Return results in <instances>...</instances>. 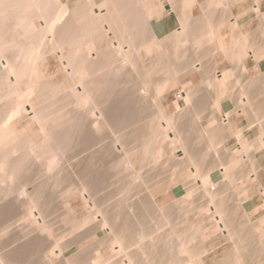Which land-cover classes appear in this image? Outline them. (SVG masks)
I'll return each instance as SVG.
<instances>
[{
    "label": "bare ground",
    "instance_id": "bare-ground-1",
    "mask_svg": "<svg viewBox=\"0 0 264 264\" xmlns=\"http://www.w3.org/2000/svg\"><path fill=\"white\" fill-rule=\"evenodd\" d=\"M141 1L142 0H101V3L98 4L97 0H66V3H63L62 0H0V264H199V257H201V255L206 252L203 243L207 241L210 243L216 242L218 239H220L221 236H224L223 232L227 233L228 238L233 241L232 248L234 250V255L237 254L235 256L233 255L234 258L233 260L231 259L232 261L230 260V264H264V261L261 263V260L264 259V217L257 219L253 216L251 218L255 220L257 224V232H254L253 227L251 226L249 229L246 228L248 227V223L250 221L245 219L248 218L249 213H251L252 209L255 208V206L249 201V199H246V202L244 201L245 205L243 203L242 205L241 203H239L242 201V199H239V196L238 201H240H234L235 203L233 202L235 209H238V207L236 208L237 205H235L238 203L239 210L244 208H242V206H245L244 209L247 210L245 211L243 209L245 213H241L242 215H239L241 216L240 219L239 217L238 219H235L232 212L233 210H230L231 207H234L232 205L233 200L230 199L231 196H228L229 199L227 197V194L231 195L232 192L234 193L236 191V187H238V185L241 186L240 188H242V186L245 184L244 186L246 187V185H248V182L246 180L247 178L253 177L252 180L255 179V172L258 171L259 166L257 164V160L254 157L249 158V153H253V151L259 152L260 149L264 148V133L262 132L264 130H261V127L259 126L260 128L256 129L253 135L248 134L247 136H245L244 131L246 133L249 131L248 126H245L246 128H243L241 126L238 127L237 125L235 126L234 124H232L231 120L226 117L230 114L222 116L223 124L221 123V125L223 126H216L217 128L212 130L209 128V131H205L206 134L202 132L203 129L200 125L201 132L203 133L202 134L200 132L201 136L203 135V138L207 140L208 143L206 147L208 148H213V150H215L219 142L223 141V137L225 136V134L230 135V137L234 136L238 138L239 141V148L236 151L232 152L229 146L225 144L226 141L224 140L223 145H225L224 151L226 152H224V154L226 155L228 153L229 155L227 154V156L229 158L225 159L226 163L223 162L222 164V162H220L222 164V170L220 168L218 169L220 172L216 170V166H213L212 168L210 166V168L213 169L212 171L208 168V173L201 174V169L200 171L198 169L200 168V165H198L199 167L196 165L198 163V160H196L195 157L193 159L190 155L191 153L187 151V149H185V151L183 144L179 142V140H181L179 139L180 135H178L179 137L177 141L176 133L175 136H172V134L174 133H171V131L173 132V130L171 129H174V126L172 125L173 123L171 120H173L174 118L171 119L168 113L165 114L166 110L162 108L159 109V102L163 100L167 106L171 105V107H173L174 105L177 110H182L183 112L186 109V106L188 107L187 104H189L188 102L191 96L192 98H194V96H200H193L190 92L185 91L184 88L179 87L181 91L180 96H178L177 93L175 94L173 92H169L167 95L164 94L165 96L161 97L160 94L158 95L157 90L154 89V92H152L153 95L156 94L158 95L156 97L159 98H157V100L153 99L154 96H152L153 98H148L149 96L147 89L151 90V85L145 87L148 84L145 83L146 85H143V81H140V83L142 84L138 85V87L136 86L138 83H135V81H137L138 79H144L146 81L145 76L147 75V71L145 72L141 69L145 72V78L141 76L142 79L139 77L141 74L143 75V73H141V70H136L141 73L139 76H137L138 72H134L136 75L132 74L133 71H135V67L137 68L138 66L143 68L144 66H147L145 63L149 61V66L154 68L159 64L158 61L162 60V58L164 59L165 57L169 60L167 61L168 65L170 64L169 66L171 67V65L173 64L172 66H174V63H176L177 61L181 62L182 60H184L182 58L186 55L187 52L183 56L181 55V49H183L184 45L187 43L189 45L191 44L190 46L195 48L194 50L196 51V53L198 52L196 48H200L198 49V54H200L201 47L203 50L204 48L207 49V47H205L206 45H208L207 43L211 45L212 38H215V36H211V34L214 35L213 32L216 29V25H211L212 21L214 20L209 21L210 19H205V13H202L204 16L202 15L201 17V12L205 10L204 8H211L216 11L219 8L220 10H224L227 6V2L226 0H209L211 1L210 3H203L204 6L201 4V7L196 0H181L184 11L182 14L180 13V16L175 15L173 17L178 31L174 33L175 43H172V50L169 49L171 52L169 54L168 52H166L167 50L163 51L162 48L164 44H166L167 41H169V39L171 38L168 39V37H166L164 40L162 39V41H160L156 36L151 34L149 23L153 17V14L149 15V13L147 14L143 11V7L140 6ZM164 1L169 2V0H163V2ZM215 7H217L218 9H215ZM228 8L229 7H227V9H225L224 11L228 10ZM195 9H198L200 11V15L198 16L204 19V24L209 30L207 31L205 27V31L207 32H197L196 30L195 32L190 33L192 35L188 37L189 34L187 35L186 33H188L189 30L192 31V28L189 27V21L192 20L191 18H193V16H196L194 14L196 12ZM168 10L170 11V14L172 13L173 15V11L171 10V8H168L167 11ZM208 11L210 12V10ZM210 13L214 15L217 12L215 13L211 10ZM225 15L226 14H224V16ZM202 21H200L201 24ZM193 22L192 25H194ZM220 24L221 23L217 25ZM194 26L198 27L196 25ZM102 27L105 30V35L103 36L102 34L100 36H97V33L100 32ZM188 27L190 28L189 30ZM201 28L203 27H200L199 25V29ZM211 29H213V32L211 31ZM108 34H113V38L115 40L113 43H115V45L111 44L110 46L106 45L101 47L103 40H105L104 38H106ZM96 36L97 39L101 42V45L96 44ZM247 39L252 42V39H250L249 36L248 38H246V41ZM236 40H238V38ZM242 40L244 41V38ZM238 43L237 45H239ZM249 44L250 43L248 42V45ZM237 45L235 47H237ZM249 46V56L252 59L255 56L258 57V55L252 54L250 48L253 46H251L250 48ZM193 48L190 49L192 50ZM153 49H159L160 52H156V54L154 55ZM236 49L233 48L232 52H234V50ZM242 49H244V47ZM242 49H237L236 52H238L239 50L240 53ZM253 49V52L256 51L259 54L257 50L261 48H257V50H255L254 46ZM191 50L187 51L191 53L195 52ZM259 51L262 55L263 50ZM227 53L229 54L230 51ZM149 54H151L152 56ZM198 54H195V56L194 54H192L193 58H196V56H201ZM234 54H236V57L239 56L238 53ZM234 54L229 55H231L232 57ZM53 55H56L57 59L60 61L61 68L67 74V79L64 83L59 84L58 81L53 80L55 76L54 73L48 72V69L50 67L48 62H50ZM209 55L211 54L209 53ZM181 56L183 57L181 58ZM190 57L188 58L189 60ZM257 57L256 60L258 62ZM260 57L261 58H259V60L262 59V56ZM233 58L234 57H232V59ZM198 61H200V59ZM191 64L189 65L192 68L194 67L196 72L205 75V68L203 67V65L197 63L193 64L192 66ZM240 64L242 65V60ZM184 67L187 66L183 64L182 68ZM155 68H157V66ZM145 69L148 70L147 67H145ZM176 69L177 68L175 66V69L172 70ZM177 71L178 70H176V72ZM231 72H233L232 74L235 73L233 70ZM217 74V78L212 79L216 80L213 81L215 83H213L212 80H209L210 76L208 77L209 79L206 77L205 79L207 80L202 82H204L203 84H205L208 90L212 89V91L216 90L217 92H220L219 95L216 91H213L215 92V94L217 93L216 96H220H217L218 98H221L223 90L220 82L230 74L229 72H223V74H219L217 72ZM131 75L132 77L136 76L137 78L134 77L136 80L132 78ZM261 75L262 73L260 72V77ZM125 76L126 79H128V82L126 81V83L129 84V80L132 78V81H134L133 83H135L136 85L132 83L135 86H125ZM233 76L234 75H232V77ZM263 77L264 76L262 75V78ZM258 79L257 81H259ZM122 81L125 85L122 83ZM152 81H154V79ZM257 81L254 80V87H257V84L259 83ZM120 82L124 85L121 88L119 86L121 85ZM155 82L156 81H154V83ZM251 82L250 85H247L245 86L246 88H243L248 90L249 87L252 86ZM262 84H260V86ZM229 86H232V84L230 83ZM140 87L142 89H140ZM126 88L130 89L131 91L126 90ZM235 88L236 87H234V89ZM252 88L253 86L251 87V89ZM260 88L258 91L259 93L257 94L262 93L263 89L260 91ZM116 90L117 93L115 95L117 97L119 95L118 91L122 94L120 95L123 97V95H125L124 90H126L129 91V94L132 92L133 94L135 93L137 97H139L138 94L141 96L143 95V98L145 96L149 100H147V103L151 101V98L155 101L159 100L158 102H156V105L159 104V110H155L157 111L155 119L156 122L158 120V124H156L158 125V127L153 126V122L150 123L146 129L142 127L146 131V133L144 132V130H141L143 134L145 133L143 138L145 137L146 140L148 139L147 141L144 140V144H142V146L145 147V149L143 148L144 154L142 155H145V153L149 154L150 152L151 154L155 152V155L161 154V150L159 148L160 146L158 147L154 144L158 140V138L161 137L162 131L164 133V138L170 141L169 143L172 142V145L173 143H179L177 144V148L180 147L183 150H178L177 148H175L177 149L175 150L176 153L181 152L178 161L185 162V166L183 165V169L189 170L188 172H190L191 180L193 179L192 181L197 182L199 190L200 188L203 189L202 193H198V197H200L201 195V197L203 196L205 198V201L204 198L203 201L206 202V204L201 206V208H203L201 209V213L205 215L206 220L208 219L207 221L201 220L199 223L197 222L188 229L186 227L182 228V232L180 234H175L171 222L175 221L179 217H175L176 219L172 220L170 211L165 208L164 209L167 211H165L163 208H160L157 201L151 198V195L147 191L149 189L144 190L145 188L143 189L142 187L144 192L132 191V185L134 184L135 187V183L137 182L133 180L135 181V183L131 184L132 180L129 182L127 177L133 178L138 175L134 176L133 172L131 173L133 174V177H130L131 174H128V172L133 170L132 163L130 162V164L127 161L128 163L125 162L127 163L126 166V164L124 165V161L127 157H125V159H123V156V158L121 159L119 157L121 151H124V149H121L124 147H122V145L124 144V136L122 137V140L121 138H119L120 141H122V145L118 143L121 145V150L119 149L118 151L116 142H120L118 137L121 136L116 137V139L109 138L112 134V131L111 133H109L110 131L104 129L108 126H114L116 124L118 125L119 122L123 123L122 121L124 119L127 121L130 117H132L129 114H134L132 113L133 110L131 112L130 110L129 112H127L128 110H124V112H127H125L126 115L128 114L129 116H124L125 118L122 116L123 119H121L122 117L118 116L119 114L116 109H119L120 106L117 107L115 105V108L114 105L112 106L115 101H117L115 102L116 104L120 103H118L117 99L114 100L112 98L113 96H115L113 93ZM253 90L254 89H252V92H254L256 89L254 91ZM126 91L125 93L127 95L128 93ZM239 91L242 92V90ZM243 92L246 96L247 92H245V90ZM107 93L108 95L109 93H112L110 95V98L113 99V101H110L109 96L107 97L109 99V101H107L110 103L112 102V104L111 106H109L111 107L109 111H107L108 109L104 107L107 109H104L106 111H104V113L102 109L103 106L102 108H100L101 106L99 105L103 104V102L105 103L106 98L103 102L101 99H103V95H107ZM254 93L256 94V91ZM120 95L118 98L121 97ZM130 96L128 98H130ZM239 96L241 98H237L239 99V108L236 109V116H245L246 113L249 115L247 111L249 108H251L250 106L253 98H251V96L249 98L248 95V97H243L241 96V94ZM254 96L259 95L253 94L252 97ZM173 97L175 98L174 100H176L174 103V100H171L173 99ZM217 97L215 98L216 100ZM259 97H261V95ZM259 97H257V102ZM143 98L142 100L144 101L145 98ZM133 99L134 98L132 97V103ZM135 99L137 98L135 97ZM254 99L256 100V98ZM142 100H140V102ZM255 100H253V102ZM108 102H106V104ZM140 102L139 100H136L135 103L139 106L141 104V109L150 107L146 106V108H143L146 101L143 102V105L142 102ZM135 103L134 106L136 105ZM151 103V105L153 106V103L155 102L152 101ZM193 103V106H195L192 107L189 104V108L192 107L196 109L194 114L198 113V111H201L200 108H202V104H198V100ZM106 104L103 105L106 106ZM257 104H255V106H257ZM152 108L157 109V107ZM136 110H134V112ZM148 111L151 112V110ZM233 111H231L230 113H232ZM185 112L187 111L185 110ZM208 112L210 113V111ZM259 112H257L258 116L256 117V119L254 118V116L252 117L254 111L253 113L251 112V118H254L253 120H257L259 118L260 121L262 120V117L264 119V115L262 116L260 114L261 112ZM190 113L188 112L187 116L190 115ZM145 114L146 113L144 112V115ZM133 117L136 118V114ZM140 117L141 116H138L137 118L140 119ZM147 117L150 118L151 116L147 115ZM179 118L181 117L179 116ZM248 118L250 119V121L252 120L250 117ZM149 120L153 121L152 118H150ZM133 121L137 122V119ZM177 122H175V124ZM185 122L188 123L186 120ZM252 122L254 121H251L250 123ZM132 123L135 124V122ZM250 123H248V125ZM138 124L136 125L138 126ZM140 124H142L141 121ZM117 125L115 126V129H117ZM126 126L127 125H125V127ZM34 128L35 130H32ZM198 129L200 130V128ZM105 130L108 133H104ZM182 130L181 132H183ZM107 135H109V139L107 138ZM187 135L189 136V134ZM127 136L129 137V135ZM185 136L186 133L184 137ZM191 136L193 135H190L188 138H190ZM241 136L243 137V139H241ZM103 137L107 139H104ZM140 137L142 138V135ZM78 138L85 141V144L82 141L80 142L81 145H79V147L81 150L75 149L78 145L77 143L79 142L76 141V143H74V141H72L76 146L74 148V145L72 146V142L70 141L77 140ZM241 140H243V142H241L242 144L240 146ZM152 142L153 144H151ZM82 143L84 145H82ZM200 143L198 144L201 145ZM114 144L115 146H113ZM153 145L157 147V149L154 147L156 149L155 151H151ZM71 147L75 149V153L73 152L74 149H72ZM137 147L138 145L136 146V148ZM70 150H73L71 154H69ZM76 150L78 151L76 152ZM66 151L69 152L67 153ZM130 152H133V150H131ZM185 152H188L190 156ZM209 152L207 149V156L211 154H208ZM123 153L127 154L128 151ZM230 153H233L231 157ZM220 154L221 153H219V155ZM216 155L218 156V152ZM202 157L205 158L206 156ZM222 157L221 159L225 158ZM221 159L219 161H222ZM211 160L213 159L211 158ZM243 162L246 165L248 162V171L247 174H245L246 172L244 171L247 169L246 167V169L242 171L244 173L240 171L239 176V173H235V169H241L240 167L244 165ZM217 163L215 165H217ZM181 164H183V162L180 163V166ZM219 166L220 164L218 165V167ZM244 166L242 168H244ZM154 167H156V165ZM111 168L115 169L116 173H119L114 174L113 171L110 170ZM152 170H154V168ZM169 170L170 169H168V171ZM223 171H225L226 174ZM221 173H224L225 175L223 174L224 176H221ZM140 174L141 173H139V178L141 179ZM243 174L244 176L246 175V179L242 178ZM121 175L123 177H121ZM145 175L148 174L145 173ZM119 178L121 182L126 180L128 181V183H121L125 184L124 187H127V189L124 190V188L121 187L123 185L120 184L121 188L118 189L116 187L117 190H114V186L119 187V185H116V181H118ZM221 178L222 181L224 180L223 182L225 186L224 184L223 186L225 188L226 186H228V189H225L227 192L229 191L228 193L225 192V190L222 191L224 188H222V190H215V187L221 182ZM135 179L137 178L135 177ZM192 181H190V183ZM195 182L191 184L194 186ZM249 184L251 185V183ZM186 185L188 186V184ZM186 185L184 186L186 187ZM192 185L190 186L192 187ZM50 187H55V189L53 190ZM144 187L146 186L144 185ZM151 187H153V185ZM249 187H246L245 191L250 192L251 190ZM49 188L51 190H49ZM195 189L196 193L200 192L197 191L198 187H196ZM240 190L241 189H238V192ZM133 192H137L138 194L143 193L142 195L147 198L146 202H143L145 198H143L142 195L141 197L135 195ZM189 192L190 191H185V197H188V194L192 196V190L190 193ZM244 192L241 191V193ZM261 193L263 195L264 190H262ZM193 196L195 197V195ZM234 196L237 197V194L235 193ZM185 197H182V200ZM77 198H81L84 205H72V203H74L73 201ZM148 199L149 201L151 200L149 205V202L147 203ZM185 200H183L182 202L184 203ZM230 201L231 207H228L230 206ZM194 202L192 203L193 205ZM186 204L190 203L188 202ZM186 204L180 205L182 206V208L184 206H189ZM197 204L200 205L201 202L197 203L196 201V205ZM190 206L193 207L191 204ZM262 206L264 207V202ZM73 207L76 208L73 209ZM227 207L230 209H228ZM65 208H68L71 211H66ZM186 209L189 210L188 207H186ZM182 210L185 211L184 208ZM189 211L186 210L185 213ZM180 213L183 214L182 211H180ZM234 213L237 212L234 211ZM173 223H176V221ZM164 226H169L168 229L170 231L166 228L168 230H166V234H163L162 232L160 234H157ZM163 229L165 230V228ZM246 229L249 233H254V235L251 234L252 236L249 235L252 237V240L249 239L252 242L249 241L248 244L251 248V251L247 250L248 253L250 252V254H248V261L246 257L247 253L246 255L243 254L248 245L245 246V242L243 243L242 239L243 236H246L244 235ZM197 237L199 238L196 239ZM245 238H247L245 239L247 242L248 236ZM254 240H256V242H254ZM203 256L206 255L204 254L202 255V257ZM229 256L231 257V255ZM228 258H226L225 260H229ZM243 258L246 260H244Z\"/></svg>",
    "mask_w": 264,
    "mask_h": 264
},
{
    "label": "rangeland",
    "instance_id": "rangeland-1",
    "mask_svg": "<svg viewBox=\"0 0 264 264\" xmlns=\"http://www.w3.org/2000/svg\"><path fill=\"white\" fill-rule=\"evenodd\" d=\"M183 1V0H182ZM182 1L181 0H169V2L168 1H164L163 2V0L161 1V0H142L141 1V3H140V6L141 7H143V11L145 12V13H149V15H152L153 17H152V19L150 20V23H149V27H150V31H151V34H153L154 36H156L157 37V39L158 40H160V41H162V39L164 40L166 37H168V39L169 38H171V39H169V41H167V43L166 44H164V46H163V48H162V50L163 51H166V52H168L169 54L171 53L170 52V50L169 49H171L172 50V48H171V45H172V43L174 44L175 43V38H174V33L176 32V31H178V29H177V25H176V23H175V21H174V19H173V17L176 15H178V16H180L182 13H183V4H182ZM257 1V2H256ZM62 2L63 3H66V0H62ZM172 2V3H171ZM207 2H211V1H209V0H197V3L201 6V4L204 6V4L205 3H207ZM226 2H227V6H226V8L225 9H227V7H229L228 8V10H226V11H224L223 9H221L220 10V8L218 9L217 7H215V9L217 8L218 10L216 11V10H214V9H211L210 7V9H207V8H204L205 10H203V12H201V17H202V13H205L206 15L204 16L205 17V19H210L209 21H212V20H214V21H212V26H214V25H216V29H215V31L213 32V29L215 28H213V29H211V31L213 32V34L214 35H212L211 34V36H215V38L213 37H211L212 38V43H211V45H213V46H211L209 43H207L208 45H206L205 47H207V49L209 50H207L206 48H204V46H203V48H204V50L202 49V47H201V51H200V54H198V52H199V50L198 49H200V48H196V50L198 51L197 53H196V51L194 50L195 48H193L192 46H190L188 43L187 44H185L184 45V48L183 49H181V55H183L184 56V54L186 53V55L183 57V56H181V58L182 59H184V60H182L181 62L180 61H177L176 63H174V66H172L171 65V67L168 65V62L167 61H169L166 57L163 59L162 58V60H159L158 62H159V64L158 65H156L157 66V68H152L151 66H149V64H150V62L149 61H147V63H145L147 66H144L143 68H141V67H138L137 66V68H140V69H137L136 67H135V71H133V75L135 74L134 72H138L139 70H144L145 72H146V76H145V72L144 71H142L141 73H143V75L140 73V72H138L137 73V76H139L140 74V78H141V76H143V78H145L146 77V81H148V82H146L144 79L143 80H140V79H138L137 81H135V83H138L137 85L135 84V83H133L134 81H132V78H134V77H136V76H133L132 77V75H131V79L129 80V84L128 83H126V81L128 80V79H126V76L124 77V79H125V84H124V82L122 81V83L125 85V86H130V87H132V86H138V85H141L142 83H143V85H146V84H148V85H146L145 87H147V86H150L151 85V90H148L147 89V92H148V98H150V97H152V96H154V98L153 99H156L157 100V98H159V97H156V96H158L159 94L161 95V97H163V96H165V95H167L169 92H173V93H177L178 94V96H180V94H181V91H180V89H179V87L180 88H184V90L185 91H188V92H190L191 93V95H197V96H200V97H196V96H194V98H192V96L190 97V100H189V104L192 106V107H194L193 106V102H196L197 100H198V104H202V109H201V111H198V113H195L194 114V112H195V110L196 109H194V108H192L191 106V108H189V104H187L188 105V107L186 106V111L187 112H185V110L182 112V110L180 111V110H177L176 109V107L173 105V107H171V105L170 106H167L166 105V103L163 101V100H161V102H159V109H164V110H166L165 111V114L166 113H168V115L170 116V118L171 119H173L174 120V122H173V120H171L172 121V125L174 126H171V127H173L174 129H171V130H173V132L171 131V133H174V134H172V136H175V133H176V135H177V137H176V141H177V139H178V135H180V137H179V139H181V140H179V142L180 143H182L183 144V146H184V150L185 149H187V151H189L191 154V156H192V158L194 159V157H195V159L196 160H198L197 162V166L198 165H200V168H198L199 169V171H200V169H201V171L203 172H200L201 174H205V173H208V171L209 170H213V169H211L213 166H216V170L217 171H219L218 169L220 168L221 170H222V164H223V162H225L226 163V161H225V159H227V158H229L228 156H227V154L225 155L224 154V150H225V145H223L224 144V140L226 141V145H228L229 146V148H230V150L233 152V151H236L238 148H239V142H238V140L236 139V138H234L233 136H231L230 137V135H228V134H225V136L223 137V141H221V142H219V144L217 145V147L216 146H214V147H216L215 148V150H213V148H208V147H206L207 146V140L205 139V138H203L204 136L202 135L201 136V133L202 132H204V134H206L205 133V131L206 130H212V129H215V128H217L216 126H220L221 125V123L223 122L222 121V116L223 115H226V114H230L229 116L227 115L226 117H228L229 118V120H231V122H232V124H234L235 126L237 125L238 127H240V126H248V129H249V131L246 133L245 131H244V134H245V136H247L248 134L249 135H253L254 134V131H256V129H259L260 127H261V130H264V119H263V117H262V120L260 121L259 120V118L257 119V120H253L254 118L256 119V117L258 116L257 115V112H259L260 110V114L263 116L264 115V94H263V92H264V83H263V81H264V77L262 78V75L264 76V0H226ZM97 3L98 4H100L101 3V0H97ZM181 3V4H180ZM204 3V4H203ZM208 3V4H209ZM207 4V5H208ZM140 6H139V8H140ZM206 6V5H205ZM152 7V8H151ZM155 7V8H154ZM202 7V6H201ZM208 7V6H207ZM259 9H258V8ZM150 8V9H149ZM168 8H171V10L173 11V15H172V13L170 14V11L168 10L167 11V9ZM203 9V8H202ZM149 10V11H148ZM208 10H210V12H211V10H212V12H217L216 14H212V13H210ZM223 10V11H222ZM255 10H259V11H255ZM195 15L196 16H193V18H191L192 20H190L189 21V27L190 28H192V31L191 30H189L190 28L188 27V30L189 31H191V32H189L188 30V33H186L187 35H188V37L190 36V35H192V34H190V33H192V32H195L196 30H197V32H207L209 29L205 26V24H204V19L203 18H201L200 16H198V15H200V11L198 10V9H195ZM207 13H206V12ZM222 13H221V12ZM226 12V13H225ZM259 12V13H258ZM260 12H261V14H260ZM181 13V14H180ZM210 13V14H209ZM226 14L225 16H224V14ZM229 13V14H228ZM209 16H208V15ZM263 14V15H262ZM210 15H211V17H210ZM214 16V18H213V16ZM215 15H216V17H215ZM224 16V17H223ZM229 17V18H227V17ZM150 17V16H149ZM200 17V18H199ZM209 17V18H208ZM197 18V19H196ZM226 18H227V20H226ZM194 19H196V20H194ZM200 19H202V20H200ZM223 19H225V20H223ZM229 19H231V20H229ZM193 20H194V22H193ZM202 21V24L200 23V21ZM223 20V21H222ZM236 21V22H235ZM192 22L194 23V25H196V26H198V27H195L194 25H192ZM199 22V23H198ZM234 22V23H233ZM238 22V23H237ZM239 22H240V24H239ZM211 23V22H210ZM219 24V23H221L220 25H217V24ZM233 23V24H232ZM235 23H237V24H235ZM190 24H191V26H190ZM232 24V25H231ZM239 24V25H238ZM199 25H200V27L202 26L203 28H201L202 29V31H201V29H199ZM204 25V26H203ZM193 26H194V28H193ZM233 28H232V27ZM236 26V27H235ZM262 26V27H261ZM205 27H206V30L207 31H205ZM168 28V29H167ZM232 28V29H231ZM237 28V29H236ZM260 28V29H259ZM171 29V30H170ZM204 29V30H203ZM263 29V30H262ZM103 30V31H102ZM199 30V31H198ZM104 32H105V30H104V28L102 27L101 28V30H100V32L99 33H97V36H100V35H102L103 34V36L105 35L104 34ZM263 32V33H262ZM97 36H96V44L97 45H101V42L97 39ZM170 36V37H169ZM242 36V37H241ZM248 36H249V38L250 39H252V42L249 40V39H247V41H246V38H248ZM238 38V40H236ZM240 38H244V41L242 40V39H240ZM105 40H103V42H102V45H101V47H103V46H106V45H108V46H110L111 44H114L115 45V43H113L115 40H114V38H113V34H108L107 36H106V38H104ZM236 40V41H235ZM240 40H242V41H240ZM249 40V41H248ZM238 41H239V43H238ZM239 44V45H237V43ZM247 44H245V43ZM248 42L250 43L249 45H248ZM258 42V43H257ZM169 43V44H168ZM253 43V44H252ZM233 44H235V45H233ZM252 44V45H251ZM256 44V45H255ZM168 47H167V46ZM189 45V46H188ZM216 45V46H215ZM237 45V47H235ZM241 45V46H240ZM188 48H186V47ZM248 46H249V48L251 47V46H253V47H251L250 49H251V51H252V54H254V55H258V57L257 56H255L253 59L249 56L250 54L248 53V51H249V49H248ZM254 46H255V50H257V48H261V49H259V50H263L262 52V55H261V52L259 51V50H257L258 52H259V54L256 52V51H254L253 52V48H254ZM212 47V48H211ZM216 47V48H215ZM219 48V50H218V48ZM239 47V48H238ZM244 47V49H242ZM166 48V49H165ZM190 48H193L192 50L193 51H195L194 53L192 52H188V51H190L191 49ZM210 48V49H209ZM223 48H226V49H223ZM230 48H232V49H230ZM233 48L234 49H242L241 51H240V53H239V50H238V52H236L237 51V49L236 50H234V52H232V50H233ZM124 49H126V48H124ZM213 49V50H212ZM223 49V50H222ZM229 49V50H228ZM253 49V50H252ZM152 50V49H151ZM154 50V49H153ZM161 50V51H162ZM182 50H183V52H182ZM188 50V51H187ZM191 50V51H192ZM215 50H217V51H215ZM247 50V51H246ZM162 51V52H163ZM203 51V52H202ZM207 51L208 52V54H207V52L205 53V52ZM230 51V53L229 54H234V53H238L239 54V58L238 57H236V54H234L232 57H234L233 59H232V57H231V55H229L227 52H229ZM150 52H152V51H150ZM156 52H160L159 51V49L158 50H154L153 51V53H154V55L156 54ZM183 53V54H182ZM209 53L211 54V55H209ZM152 54V53H151ZM151 54H149V55H151ZM191 54V55H190ZM192 54H194V56H195V54H198V55H201V56H196V58L194 57L193 58V55ZM206 55V57H205V55ZM152 56V55H151ZM191 56V57H190ZM248 56V57H247ZM260 56H262V59H260L259 60V58H261ZM190 57V60L188 59ZM202 57V58H201ZM208 57V58H207ZM236 57V58H235ZM241 57V58H240ZM244 57V58H243ZM256 57H257V59H258V62H257V60H256ZM180 58V59H181ZM200 59V61H198L199 59ZM206 58V59H205ZM203 59V60H202ZM205 59V60H204ZM227 60V61H226ZM241 60H242V65L240 64L241 63ZM195 61V62H194ZM210 61V62H209ZM194 62V63H193ZM240 62V63H239ZM257 62V63H256ZM167 63V64H166ZM192 63V64H191ZM197 63H199V64H201V65H203V67L205 68L204 69V74L205 75H203V74H201V73H199V72H196L195 71V69H194V67L192 68L189 64H191L192 66H193V64H197ZM206 63H208V64H206ZM248 63H249V66H247L248 65ZM48 64L50 65V67H49V69H48V72H50V73H54V78H53V80H56V81H58V83L59 84H61V83H64L65 81H66V79H67V74L64 72V70L61 68V64H60V61L57 59V57H56V55L54 56H52V59L50 60V62H48ZM154 64V63H153ZM178 64V65H177ZM181 64V65H180ZM183 64H185V66H187V67H184V68H182V66H183ZM211 64V65H210ZM169 67H168V66ZM209 65V66H208ZM175 66H176V70H178L177 72H176V70H172V69H175ZM189 66H190V68H189ZM195 66V65H194ZM241 66V67H240ZM244 66V67H243ZM258 66V67H257ZM145 67H147V69L148 70H146L145 69ZM174 67V68H173ZM179 67V68H178ZM236 67V68H235ZM181 68H182V70H181ZM187 68V69H186ZM211 68V69H210ZM239 69V71H238V69ZM153 69V70H152ZM236 73H234V74H232L233 72H231L232 70ZM136 70H138V71H136ZM152 70V71H151ZM155 70H158V71H155ZM179 70H180V72H179ZM206 70V71H205ZM208 70V71H207ZM245 70V71H244ZM260 70V71H259ZM151 71V72H150ZM155 71V72H154ZM176 73H175V72ZM241 71V72H240ZM158 72V73H157ZM211 72V73H210ZM215 72V73H214ZM217 72L220 74H223V72L224 73H226V72H229V74L231 75H227L226 77H225V79L224 80H221V82H220V85H221V87H222V93L223 94H221L222 96H221V98H218L217 96H219L220 95V92H217L216 90H213V91H216L219 95H217L216 96V94H215V92H213L212 91V89L211 90H208L207 88H206V86H205V84H203L204 82H202V81H206L207 79H205L206 77L208 78L209 76H210V81L212 80V79H216L217 77L216 76H218V74H217ZM238 72V73H237ZM240 72V73H239ZM260 72L262 73V75H261V77H260ZM213 73V74H212ZM238 74V75H237ZM136 75V74H135ZM157 75V76H156ZM214 75V76H213ZM232 75H234L235 76V79H234V76L232 77ZM145 76V77H144ZM174 76H176V77H174ZM258 76V77H257ZM150 77V78H149ZM153 77V78H152ZM171 77V78H170ZM173 77V78H172ZM137 78V77H136ZM149 78V79H148ZM233 78V79H232ZM256 78V79H255ZM258 78H260V79H258ZM123 79V80H124ZM135 79V78H134ZM142 79V78H141ZM148 79V80H147ZM154 79V81H156L155 83H154V81H152ZM232 79V80H231ZM257 79L259 80V81H257ZM262 79V80H261ZM136 80V79H135ZM166 80V81H165ZM236 80V81H235ZM239 80V81H238ZM254 80L255 81H257V82H262V83H260V84H262L261 86H260V84L258 83L257 84V82H256V84H257V87L255 88L254 87ZM140 81L142 82V83H140ZM152 81V82H151ZM164 81V82H163ZM213 81H216V80H212V82ZM234 81V82H233ZM238 81V82H237ZM252 81V82H251ZM128 82V81H127ZM131 82V83H130ZM150 82V83H149ZM250 82H251V84H252V86H253V88L252 89H256L255 91H256V94L254 93V92H252V89H251V87L252 86H250L249 87V89L251 90H246V89H244L243 87H245V86H247V85H250ZM121 83V82H120ZM119 83V84H120ZM121 83V85H119L120 86V88L122 87V86H124L123 84ZM135 84V85H133V84ZM146 83V84H145ZM161 83V84H160ZM213 83H215V82H213ZM228 83V84H227ZM232 84V86H229V84ZM132 84V85H131ZM233 84H235V85H233ZM226 85V86H225ZM227 85H228V88H227ZM240 85V86H239ZM259 85V86H258ZM118 86V87H119ZM182 86V87H181ZM203 86V87H202ZM117 87V88H118ZM139 87V86H138ZM141 87H143V86H141ZM140 87V89H142ZM226 87V88H225ZM234 87H236L235 89H234ZM261 87V88H260ZM149 88V87H148ZM153 88V89H152ZM189 88V89H188ZM213 88V87H212ZM229 88H231V89H229ZM245 90V92H247V94H246V96L244 95L245 93L243 92L244 90ZM246 88V87H245ZM248 88V87H247ZM258 88V89H257ZM259 88H260V91L263 89V91H262V93H260V94H257V93H259L258 91H259ZM154 89L155 90H157V92H158V95H153V93L152 92H154ZM214 89V88H213ZM126 90H130V89H128V88H126ZM126 90H124V94L125 95H123V97L121 96L122 94L118 91V94L122 97V99H121V97L120 98H118L119 97V95H118V97L115 95L116 93H117V90L116 91H114V95L115 96H111L114 100L115 99H117L118 100V103L119 104H116L115 102H117V101H115L114 102V104H112V102L110 103V102H108L109 101V99H110V101L112 100L113 101V99H111L110 98V95L112 94V93H109V95H108V93H107V95H106V97H105V95H103L104 96V98L103 99H101L102 100V102L105 100V98H106V100H105V103L103 102V104H106V102H108L107 104H106V106H104L103 104H100L99 106H101L100 108H102V106H103V112L105 111L104 109H106L107 111H109L110 109H111V107H109V106H111V104H112V106L114 105V108L117 106V107H119V109H120V111H119V109H116L117 111H118V116H120V117H124V116H132V117H130L127 121L124 119L122 122L123 123H120L119 122V124L117 125L118 127H117V129H115L116 127V125H112V126H108L107 128H104V129H106V130H108V131H110L109 133H111V131H112V134L110 135V137H109V135H107V138L109 137V138H115L116 139V137H118V136H121V137H118V139L119 138H121V140L123 139L124 141H123V145H122V141H120V139H119V141L120 142H116L117 144V150L119 151V149L121 148V145H122V147L123 148H121V149H124V151L122 150L121 151V153L119 154V157H120V159L121 158H123V159H125V157H127L126 159H125V161H124V165L126 164V166H127V163L129 162H131L132 163V165H133V170L132 171H130V172H128V174L130 173H133L134 172V176L135 175H138V176H135L137 179H135V177H133L132 175L133 174H131V176L130 177H133V178H129V177H127L128 178V180H129V182L131 181V184H133V183H135V181L137 182V183H135L136 185H135V187H134V184L132 185V191H143L144 192V190H146V189H149V190H147L148 192H149V194L151 195V198L152 199H155L156 201H157V203H158V205L160 206V208H165V209H167V210H169L170 211V213H171V215H172V220L174 219H176V218H178V219H176L175 221H176V223H173V222H175V221H172L171 223H172V226H173V231H174V233L175 234H180L181 232H182V228H184V227H186L187 229L189 228V227H191V226H193L194 224H196L197 222L199 223L201 220L203 221H207L206 220V217H205V215H203L202 213H201V209H203V208H201V206H203L204 204H206V202H204L205 201V198L202 196L201 197V195H200V197H198L199 196V194L200 193H202L203 192V189L202 188H200V190H199V186H197V182H195V181H192L191 180V177H190V172H188L189 170H184L183 168H184V166H185V162L184 161H178V158H179V156L181 155V152H177L176 153V151L175 150H183L182 148H180V147H178L177 148V144H179V143H173V145L171 144V143H169L170 141H168L166 138H164V133H163V131H162V135H161V137H159L158 138V140L155 142V146H160L159 148H160V150H161V154L160 155H155V152H153V154H151V152L149 153V154H147V153H145V155H142V154H144V149H145V147L144 146H142V144H144V140H146L145 139V137L143 138V136H144V134L146 133V131L142 128V127H144L145 129L147 128V126L150 124V123H153V126H155V127H158V125H156V124H158L157 122H158V120H157V122H156V119H155V117H156V114H157V111L159 110L158 109V105H156L157 103L156 102H158V101H155V100H153L152 98L150 99L151 101L150 102H148L147 103V100H148V98H146L145 96H144V98H143V95L141 96V95H139L138 93V96L139 97H137L136 96V94L134 93L133 94V92L132 93H128L129 91H126ZM230 90V91H229ZM239 90H242V92L241 91H239ZM125 91L128 93L127 95H126V93H125ZM131 91V90H130ZM149 91H150V93H151V95H150V93H149ZM196 93H195V92ZM179 92V93H178ZM252 93V94H251ZM133 94V95H132ZM165 94V95H164ZM241 94V96H245V97H248L249 96V98H250V96H251V98H253L252 99V101H251V108H249V107H247V108H249L248 109V113H249V115L246 113V115L245 116H236V109H238L239 108V99L241 98L239 95ZM261 95V97H262V100H261V97H259V96H254V97H252V95ZM131 95V96H130ZM248 95V96H247ZM263 95V96H262ZM102 96V95H101ZM102 96V97H103ZM109 96V99L107 98ZM130 96V98H128ZM217 97V100L215 99L216 97ZM243 96V97H244ZM128 99H127V98ZM132 97L135 99V97L137 98V99H133V103L131 102L132 101ZM211 97V98H210ZM215 97V98H214ZM220 97V96H219ZM257 97H259V99H258V102H257ZM140 98V99H139ZM142 98L144 99V101L142 100ZM191 98H192V100H191ZM200 98V99H199ZM237 98H239V99H237ZM254 98H256V100L254 99ZM121 99V100H120ZM175 98L173 97V99H171L172 101L174 100ZM108 100V101H107ZM122 100H124V101H122ZM128 100V101H127ZM136 100H139V102H140V100H142L141 102H142V105L144 104L143 102H145V106L143 107V108H146V106H150V107H148V108H151V109H148V108H146V109H141L140 108V106H141V104H140V106L138 105V104H136L135 102H136ZM209 100V101H208ZM251 100V99H250ZM253 100H255L254 102H253ZM149 101V100H148ZM152 101H154L155 103H153L154 105L152 106L151 104V102ZM176 100H174L173 101V103L175 102ZM192 101V102H191ZM211 101V102H210ZM213 101V102H212ZM261 101H262V103H261ZM101 102V103H102ZM140 102V103H141ZM191 102V103H190ZM208 102V103H207ZM237 102V103H236ZM252 102H253V104H252ZM134 103L136 104L135 106H134ZM138 103V102H137ZM193 103V104H192ZM259 104V106H258V104ZM123 104H125V105H123ZM132 104V105H131ZM255 104H257V106H255ZM116 105V106H115ZM205 107H204V106ZM137 106V107H136ZM198 106V105H197ZM212 107V106H214L215 107V114H218L216 117H215V119H214V121L215 122H212V123H210L209 122V120H208V117H209V115H210V113L208 112V111H210L209 110V107ZM238 106V107H237ZM263 106V107H262ZM104 107H106V108H104ZM109 107V108H108ZM127 107V108H126ZM142 107V106H141ZM152 107H157V109H153ZM122 108V109H121ZM126 108V109H125ZM139 108V109H138ZM203 108H205V109H203ZM258 108V109H257ZM101 109V110H102ZM137 109V110H136ZM67 110V109H66ZM124 110H128L127 112H129V110H130V112L132 111V113H134V114H127L126 115V113L124 112ZM134 110H136L135 112H134ZM148 110H151V112L150 111H148ZM153 110V111H152ZM155 110H157V111H155ZM192 110V111H191ZM194 110V111H193ZM235 111V113H234V111ZM249 110H253L254 111V113H253V111H249ZM146 113L145 115H144V112ZM148 111V112H147ZM182 112V113H179V112ZM207 111V112H206ZM231 111H233L232 113H230ZM257 111V112H256ZM106 112V111H105ZM104 112V113H105ZM124 112V113H123ZM149 112H150V114H149ZM154 112H156V113H154ZM175 112H176V114H175ZM188 112L190 113V115H188L187 116V114H188ZM214 112V111H213ZM253 114H252V113ZM138 113V114H137ZM140 113V114H139ZM148 113V114H147ZM183 113H184V116H183ZM209 113V114H208ZM258 113V114H259ZM121 114V115H120ZM136 114V116L138 117V116H141L140 117V119L139 118H135V117H133L134 115ZM142 114V115H141ZM172 114H173V117H172ZM186 114V115H185ZM199 114V115H198ZM202 114V115H201ZM250 114H252V117L254 116V118H251V115ZM147 115H149V116H151L150 118H152L153 119V121L151 120H149L150 118L149 117H147ZM153 115V116H152ZM179 116L182 118H179ZM183 116V117H182ZM203 116V117H202ZM70 117V116H69ZM119 117V118H120ZM123 117L121 118V119H123ZM144 117V118H143ZM154 117V118H153ZM202 117V118H201ZM246 117H247V119H246ZM248 117H250L252 120L251 121H254V122H252V123H250L251 121H250V119L248 118ZM261 117V116H260ZM103 118V117H102ZM125 118V117H124ZM131 118H132V120H131ZM146 118H149V119H146ZM178 118V119H177ZM197 118H198V120H197ZM200 118V119H199ZM246 120H245V119ZM137 119V122L136 121H133V120H136ZM144 119V120H143ZM184 119V120H183ZM249 119V120H248ZM261 119V118H260ZM69 120V119H68ZM120 120V119H119ZM150 122H149V121ZM181 120H182V122H181ZM185 120L188 122V123H186L185 122ZM201 122H200V121ZM140 121H141V123L142 124H140ZM178 121V122H177ZM192 123H191V122ZM194 121H196V122H194ZM198 121V122H197ZM132 122H135V124L134 123H132ZM138 122H139V124H138ZM145 122H147V123H145ZM149 122V123H148ZM156 122V123H155ZM175 122H177L176 124H175ZM124 123H126V124H124ZM132 123V124H131ZM191 123V124H190ZM248 123H250L249 125H248ZM258 123V124H257ZM136 124H138V126L136 125ZM175 124V125H174ZM196 124V125H195ZM199 124V125H198ZM223 124V123H222ZM262 124V125H261ZM125 125H127L126 127H125ZM140 125H141V127H140ZM144 125V126H143ZM152 125V124H151ZM200 125L202 126V129H203V131L201 132V127H200ZM125 128H124V127ZM134 126V127H133ZM176 126V127H175ZM221 126H223V125H221ZM260 126V127H259ZM129 127V128H128ZM131 127H133V128H131ZM113 130H112V129ZM136 128V129H135ZM198 128H200V130L198 129ZM210 128V129H209ZM246 128V127H245ZM114 129H115V131H114ZM120 129V130H119ZM126 129V130H125ZM130 129V130H129ZM139 129V130H138ZM178 129H179V131H178ZM183 129V130H182ZM32 130H35V128L34 129H32ZM104 131V133L105 132H107V131ZM141 130H144V134L142 133V131ZM175 130V131H174ZM181 130L183 131V132H181ZM198 130V131H197ZM119 131H120V133H119ZM131 131V132H130ZM140 131V132H139ZM184 131H185V133H186V136L184 137V135H185V133H184ZM201 132V133H200ZM263 133H264V131H262ZM108 133V132H107ZM106 133V134H107ZM114 133V134H113ZM122 133H124V134H122ZM126 133V134H125ZM142 133V134H141ZM182 133V134H181ZM191 133V134H190ZM194 133H195V135H194ZM105 134V135H106ZM116 134H117V136H116ZM120 134V135H119ZM137 134V135H136ZM187 134H189V136L190 135H193V136H191L190 138H188L189 136L187 135ZM203 134V133H202ZM103 135V134H102ZM104 135V136H105ZM113 135H114V137H113ZM127 135H129V137L127 136ZM142 135V138L140 137ZM124 136V137H123ZM126 136V137H125ZM171 136V137H172ZM188 136V137H187ZM106 137V136H105ZM105 137H103L104 139H107V138H105ZM123 137V138H122ZM80 138H82V137H80ZM108 138V139H109ZM126 138V139H125ZM129 138V139H128ZM131 138V139H130ZM141 139V141H140V139ZM164 138V139H163ZM186 138V139H185ZM193 140H192V139ZM199 138H200V141H199ZM202 138V139H201ZM79 139V138H78ZM70 140L71 142L72 141H74V143H76V141L77 142H79V143H77L76 145H77V147H79V145H81V141L84 143L85 141L83 140V139H79V140ZM103 139V140H104ZM128 139V140H127ZM185 141H184V140ZM189 139H191V140H189ZM197 139V140H196ZM241 139H243V137L241 136ZM126 140V141H125ZM134 140V141H133ZM138 140V141H137ZM148 140V139H147ZM146 140V141H147ZM163 140V141H162ZM196 140V141H195ZM70 141H69V143H70ZM128 141H131V142H128ZM140 141V142H139ZM206 141V142H205ZM201 142V143H200ZM203 142V143H202ZM223 142V143H222ZM241 142H243V140H241L240 141V146H241ZM73 142H72V146L75 148L76 146H75V144H74ZM82 143V145H84ZM118 143H120V144H118ZM128 143V144H127ZM136 144V145H134V144ZM139 143V144H138ZM195 143H196V145H195ZM198 143H200L201 145H199ZM220 143H222V144H220ZM151 144H153V142L151 143ZM171 144V145H170ZM199 146H198V145ZM206 144V145H205ZM128 145V146H127ZM132 145H133V147H132ZM138 145V149L136 148V146ZM141 145V146H140ZM153 145V148L155 147ZM191 145V146H190ZM194 145V146H193ZM223 145V146H222ZM113 146H115V144L113 145ZM174 146H176V147H174ZM190 146V147H189ZM198 146V147H197ZM201 146V147H200ZM73 147H71L72 149H74ZM75 148V149H80V147L79 148ZM128 147H131V148H128ZM171 147V148H170ZM203 147V148H202ZM82 148H83V146H82ZM115 148V147H114ZM144 148V149H143ZM153 148L151 149V151H155L156 149H157V147H155L154 148V150H153ZM175 148H177V149H175ZM196 148V149H195ZM222 148H223V151H222ZM75 149H74V153H75ZM120 149V150H121ZM126 149V150H125ZM130 149V150H129ZM172 149H174V150H172ZM202 149V150H201ZM207 149H208V154H210V155H208L207 156ZM210 149V150H209ZM219 149V150H218ZM81 150V149H80ZM79 150V151H80ZM131 150H133V152H130ZM134 150H135V152H134ZM197 150V151H196ZM200 150H201V152L202 153H204V154H202L201 152H200ZM214 152H213V151ZM71 150H70V153L69 154H71V152H72ZM78 150H76V152H77ZM128 151V153L126 154V153H123V152H127ZM140 151V152H139ZM186 151V150H185ZM192 151V152H191ZM199 151V152H198ZM67 152V151H66ZM65 152V153H66ZM69 152V151H68ZM67 152V153H68ZM130 152V153H129ZM143 152V153H142ZM213 152V153H212ZM217 152H218V156L216 155L217 154ZM133 153V154H132ZM174 153V154H173ZM185 153H188V152H185ZM206 153V154H205ZM214 153H215V155H214ZM219 153H221L220 155H219ZM226 153V152H225ZM258 153V151L257 152H255V151H253V153L252 152H250L249 153V158L251 157V158H255L256 160H257V154ZM131 154V155H130ZM139 154V155H138ZM202 154V155H201ZM233 154V153H232ZM231 153H230V157H231V155H232ZM253 156H252V155ZM188 155H189V153H188ZM189 155V156H190ZM229 155V154H228ZM123 156V157H122ZM145 156V157H144ZM202 156H206L205 158H203ZM223 156V157H222ZM170 159H169V158ZM207 157H209V158H207ZM213 159V160H211V158ZM218 157V158H217ZM221 157L222 158H224V159H221ZM141 158V159H140ZM187 158H188V156H187ZM207 158V159H206ZM217 158V159H216ZM134 159V160H133ZM168 159V160H167ZM206 159V160H205ZM216 159V160H215ZM222 160V161H219V160ZM185 160V159H184ZM195 160V161H196ZM210 160H211V162H210ZM128 161V162H127ZM217 162H219V163H217V165H215ZM125 162H127V163H125ZM162 162V163H161ZM183 162V164H181V166H180V163H182ZM214 162V163H213ZM220 162H222V164L220 163ZM130 163V164H131ZM158 163V164H157ZM205 163H207V164H204ZM209 163H212V164H209ZM202 164V165H201ZM220 164V166L218 167V165ZM243 164L245 165H242L240 168L241 169H235V173H239L238 175L240 176V171L242 172V171H244V169H246V167H247V165H248V162H247V165L243 162ZM257 164H258V166H259V168H258V171H256L254 174H255V179L254 180H252V178L253 177H249V178H245V176H244V174L242 175V178H244V179H246L247 180V184L248 185H246V187H249V186H251V187H249L250 188V192H252V193H250V192H247V191H245L246 190V187L243 185L242 186V188H240L241 186H239L238 185V187H236L237 189H236V191L233 193L232 192V194L231 195H228L227 194V197L229 196H231L230 197V199L231 200H233L232 201V205L234 206V204H233V202L234 201H236V202H239L241 199H242V201L241 202H239V203H243L244 205H245V203H244V201L246 202V199L248 200L249 199V201L255 206V208H253L252 209V211H251V213H249V216H248V218L247 219H245V220H248V221H250L249 223H248V227H246V228H250V226L251 227H253V230H254V232H257L258 230H257V224H256V222H255V220H253V219H251L253 216L255 217V218H257V219H259V218H263L264 217V207L262 206V204H263V202H264V194L262 195V190H264V166L263 165H261L260 163H259V161L257 160ZM100 165V164H99ZM156 165V167H154ZM184 165V166H183ZM158 166V167H157ZM203 166H204V168H203ZM210 166H211V168H210ZM244 166V168H242ZM176 167H177V169H176ZM199 167V166H198ZM154 168V170H152ZM174 168V169H173ZM206 168V169H205ZM209 168V170H207ZM151 169V170H150ZM156 169V170H155ZM168 169H170L169 171H168ZM205 169V170H204ZM110 170H112L113 171V173L114 174H118L119 172H117L116 173V170L115 169H113V168H111ZM161 170V171H160ZM178 170H179V172H178ZM204 170V171H203ZM111 171V172H112ZM115 171V172H114ZM144 171V172H143ZM149 173H148V172ZM173 173H172V172ZM183 171V172H182ZM185 171H187V172H185ZM247 171H248V167H247V169L244 171V172H246L245 174H247ZM104 172V171H103ZM220 172V171H219ZM224 173H225V171H223ZM244 172H242V173H244ZM120 173H121V171H120ZM127 173V172H126ZM139 173H141L140 174V177H141V179L139 178ZM143 173V174H142ZM145 173H147L148 175H145ZM171 173V174H170ZM199 173V174H200ZM223 173V174H224ZM241 173V174H242ZM158 174H160V175H158ZM163 174V175H162ZM186 174V175H185ZM222 174V173H221ZM221 175V176H224V175ZM144 177H143V176ZM152 175H154V176H152ZM237 175V174H236ZM158 176V177H157ZM177 176H178V178H177ZM244 176V177H243ZM121 177H123L122 175H121ZM120 177V178H121ZM120 178H119V180H120ZM143 178V179H142ZM147 178V179H146ZM163 178V179H162ZM150 179H152V180H150ZM154 179V180H153ZM180 179H181V181H180ZM116 181V185H119V187L118 186H114L115 188H114V190H117L116 189V187L118 188V189H120L121 187H123L124 188V190L125 189H127V187H124V185L125 184H121V183H128V181L126 180V181H123V182H121V180L120 181ZM133 180H135V181H133ZM221 180V182L215 187V190L216 189H219V190H222V188H224L222 191H224L226 188L228 189V186H226V188L224 187L225 186V184H224V180L222 181V178L220 179ZM219 180V181H220ZM245 180V181H246ZM150 181V182H149ZM189 181V182H188ZM190 181H192L191 183L193 184V182H195L194 184V186L190 183ZM250 181H252V182H250ZM259 181V182H258ZM141 182H142V186H141ZM146 182H147V184H146ZM223 182V183H222ZM138 183H139V186L141 187H139L138 186ZM158 183V184H157ZM182 183V184H181ZM183 183H184V185H186V184H188V186L186 185V187L183 185ZM186 183V184H185ZM249 183H251V185L249 184ZM120 184L121 185H123V186H121L120 187ZM150 184H151V186L153 185V187H151L150 186ZM155 184H157V185H155ZM223 184H224V186H223ZM260 184V185H259ZM144 185L146 186V187H144ZM190 185H192V187L190 186ZM190 186V187H189ZM221 186H223V187H221ZM142 187H143V189H142ZM187 187H189V188H187ZM196 187H198V190L197 191H200V192H197L196 193ZM219 187H221V188H219ZM245 187V188H244ZM51 188V187H50ZM49 188V190H51V189H55V187H53V188H51L50 189ZM134 188V189H133ZM139 188V189H138ZM151 188V189H150ZM162 188V189H161ZM187 188V189H186ZM138 189V190H137ZM140 189H142V190H140ZM186 189V190H185ZM190 189V190H189ZM238 189H241L239 192H240V194H239V192H238ZM244 189V190H243ZM163 191L161 194L160 193H156V192H158V191ZM190 191L191 192V190H192V192L194 193H192L191 192V194H192V196L190 195V194H188L187 196L190 198H188V197H185L186 196V193H185V191ZM241 191L242 192H244V193H241ZM189 192V193H190ZM225 192H227L226 190H225ZM229 192V191H228ZM227 192V193H228ZM238 192V193H237ZM135 195H138V196H141L143 193H140V194H138L137 192L135 193V192H133ZM199 193V194H198ZM237 194V197L236 196H234V194ZM258 193H260V194H258ZM198 194V195H197ZM251 194V195H250ZM193 195H195V197L193 196ZM203 195V194H202ZM254 195V196H253ZM143 196V198H145V196L144 195H142ZM141 196V197H142ZM197 196V197H196ZM239 196H240V198H239ZM246 196V197H245ZM182 197H185V198H183V200H185V202L186 203H190L193 207H191L190 206V204H186L185 202L183 203L182 201ZM229 197H228V199H229ZM236 198V199H234V198ZM193 198V199H192ZM196 198V199H195ZM201 198H202V200H201ZM203 198H204V201H203ZM238 198L240 199L239 201H238ZM198 199H200V200H198ZM76 200V201H75ZM73 202L74 203H72V205L73 204H75V205H77V206H81V204L82 205H84L83 204V202H82V200H81V198H77V199H75ZM146 200H147V198H145L144 200H143V202H146ZM191 202H190V201ZM188 201V202H187ZM195 201V202H194ZM196 201H197V203H199V202H201V204L199 205V204H197L196 205ZM149 202V203H148ZM150 202H151V200L149 201V199H148V201H147V203H148V205L150 204ZM194 202V205H196V206H194L192 203ZM204 202V203H203ZM80 203V204H79ZM235 203V202H234ZM181 204H186V205H189V206H184L183 208L185 209V211L187 210V211H189V212H186L185 213V211L184 210H182L183 208H182V206L180 207L179 205ZM242 204V205H243ZM230 206H228V207H231V201H230V204H229ZM235 205H237L236 206V208L238 207V209L236 210L235 209V206L234 207H231V209L230 208H228V209H230L232 212H233V216L235 217V219H238V217H239V219H240V217L241 216H239V215H242L241 213H245L244 212V208H245V206H242V208L244 209H241V210H239V205H238V203L237 204H235ZM176 206V207H175ZM67 207H70V206H67ZM169 209H168V208ZM186 207H188L189 208V210L188 209H186ZM199 207V208H198ZM74 208H76V207H73V209ZM175 208H176V210H175ZM180 208V209H179ZM182 208V209H181ZM193 208V209H192ZM164 209V210H165ZM171 209V210H170ZM197 209V210H196ZM199 209V210H198ZM235 209V210H234ZM65 210L67 211H71V210H69L68 208H65ZM167 210H165V211H167ZM179 210V211H178ZM191 210H193V211H191ZM195 210V211H194ZM229 210V211H230ZM238 210H239V212H238ZM243 210V211H242ZM247 210V209H246ZM245 210V211H246ZM173 211V212H172ZM175 211V212H174ZM180 211H182L183 212V214L182 213H180ZM234 211L235 212H237V213H234ZM178 212V213H177ZM191 212V213H190ZM168 213V212H167ZM169 213V214H170ZM177 213V214H176ZM188 213V214H187ZM240 213V214H239ZM179 214V215H178ZM187 215V216H186ZM202 215V216H201ZM236 215H237V217H236ZM169 216V215H168ZM182 216V217H181ZM176 217V218H175ZM170 222V221H169ZM169 222H168V224H169ZM165 223V222H164ZM175 224V225H174ZM250 224V225H249ZM164 225V224H163ZM167 225V224H166ZM168 227L169 226H164L163 228H165V230L163 229V228H161L160 229V232H158L157 234H160L161 232L163 233V234H166L167 233V231L169 230L168 229ZM168 230H167V229ZM167 230V231H166ZM170 231V230H169ZM246 232L244 233V235H246V236H243L242 237V239H243V243L245 242V246L246 245H248L249 244V241L250 240H252V235L251 234H253L254 235V233L252 232V233H249L248 231H247V229L245 230ZM223 234H224V236H221L220 237V239H218L216 242H205V243H203V246H204V248H205V250H206V252L204 253L206 256H203L202 257V255H204V254H202L201 255V257H199V259H198V261H199V264H230L229 262H230V260L232 259L233 260V258H234V256L235 255H237V254H235L234 255V250H233V241L230 239V238H228V236H227V233H224L223 232ZM199 235H201V234H199ZM249 235H251V236H249ZM197 236V235H196ZM248 236V243L246 242V240L245 239H247V238H245V237H247ZM199 237H197L196 239H198ZM250 239V240H249ZM250 242H252V241H250ZM254 242H256V240H254ZM247 250H249V251H251V248H250V245H248V247H246V250L244 251V253L243 254H245L246 255V253H247V261H248V254H250V252L248 253V251ZM207 253V254H206ZM229 255H231V257L229 256ZM234 255V256H233ZM229 257V258H228ZM226 258H228L229 260H225ZM202 261H201V260ZM244 259V258H243ZM231 260V261H232ZM244 260H246V259H244ZM243 260V261H244ZM224 261V262H223ZM264 261V259H262L261 260V263ZM203 262V263H202ZM243 264V263H242Z\"/></svg>",
    "mask_w": 264,
    "mask_h": 264
},
{
    "label": "crops",
    "instance_id": "crops-1",
    "mask_svg": "<svg viewBox=\"0 0 264 264\" xmlns=\"http://www.w3.org/2000/svg\"><path fill=\"white\" fill-rule=\"evenodd\" d=\"M197 1V0H196ZM247 66H249V63H248V65ZM196 108V107H195ZM198 108H200V107H198ZM200 109H202V108H200ZM209 109H210V115H209V117H208V120H209V122L210 123H212V122H215L214 121V119H215V117L218 115V114H215V107L214 106H210L209 107ZM214 111V112H213ZM241 127H245V126H241ZM234 137V136H233ZM234 138H236V137H234ZM237 140H238V138H236ZM239 142V141H238ZM257 155V160L259 161V163L261 164V165H263L264 166V148L263 149H260L259 150V152L256 154ZM162 189V188H161ZM163 191L161 190V191H158V192H156V193H162Z\"/></svg>",
    "mask_w": 264,
    "mask_h": 264
}]
</instances>
